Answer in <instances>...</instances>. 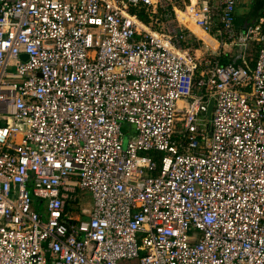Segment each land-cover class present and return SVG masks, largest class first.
<instances>
[{
  "label": "built area",
  "instance_id": "obj_1",
  "mask_svg": "<svg viewBox=\"0 0 264 264\" xmlns=\"http://www.w3.org/2000/svg\"><path fill=\"white\" fill-rule=\"evenodd\" d=\"M245 1L0 0V264H264Z\"/></svg>",
  "mask_w": 264,
  "mask_h": 264
},
{
  "label": "rangeland",
  "instance_id": "obj_2",
  "mask_svg": "<svg viewBox=\"0 0 264 264\" xmlns=\"http://www.w3.org/2000/svg\"><path fill=\"white\" fill-rule=\"evenodd\" d=\"M251 9H252L251 5L249 6V8H243V7L240 8L238 10V16L237 17H242L244 20L249 18V13H250ZM206 117H209V116L206 115ZM121 132L123 134V137H122L123 146H126L129 138L131 136L135 135V126L132 124H126L125 123L122 125ZM39 205H40V201L38 200L37 201V207H36L38 212H40Z\"/></svg>",
  "mask_w": 264,
  "mask_h": 264
},
{
  "label": "trees",
  "instance_id": "obj_3",
  "mask_svg": "<svg viewBox=\"0 0 264 264\" xmlns=\"http://www.w3.org/2000/svg\"><path fill=\"white\" fill-rule=\"evenodd\" d=\"M252 5H253V8H252V10L249 13V18H247V19H250V20L253 19L260 12L261 7L264 5V2L263 1L259 2L257 0H254ZM243 22H244V19L242 17H237L236 18V24L237 25H239V24H241Z\"/></svg>",
  "mask_w": 264,
  "mask_h": 264
},
{
  "label": "water",
  "instance_id": "obj_4",
  "mask_svg": "<svg viewBox=\"0 0 264 264\" xmlns=\"http://www.w3.org/2000/svg\"><path fill=\"white\" fill-rule=\"evenodd\" d=\"M257 1H259V2L263 1L264 2V0H257ZM20 58L22 60H25L27 58V56L23 54V55L20 56ZM211 108H212V103L210 102L209 105H208L207 113H206L207 116H210Z\"/></svg>",
  "mask_w": 264,
  "mask_h": 264
},
{
  "label": "crops",
  "instance_id": "obj_5",
  "mask_svg": "<svg viewBox=\"0 0 264 264\" xmlns=\"http://www.w3.org/2000/svg\"><path fill=\"white\" fill-rule=\"evenodd\" d=\"M253 2H254V0H252V3H250V1H245L244 3H243V8H249V6L251 5L252 6V8H253ZM252 10V9H251Z\"/></svg>",
  "mask_w": 264,
  "mask_h": 264
}]
</instances>
